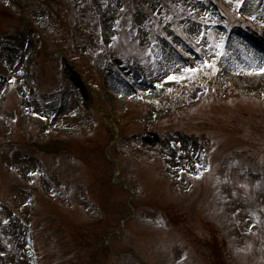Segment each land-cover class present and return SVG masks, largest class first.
Instances as JSON below:
<instances>
[{
	"label": "rangeland",
	"instance_id": "374dc122",
	"mask_svg": "<svg viewBox=\"0 0 264 264\" xmlns=\"http://www.w3.org/2000/svg\"><path fill=\"white\" fill-rule=\"evenodd\" d=\"M22 2L0 264H264V0Z\"/></svg>",
	"mask_w": 264,
	"mask_h": 264
},
{
	"label": "bare ground",
	"instance_id": "6f19581e",
	"mask_svg": "<svg viewBox=\"0 0 264 264\" xmlns=\"http://www.w3.org/2000/svg\"><path fill=\"white\" fill-rule=\"evenodd\" d=\"M257 64H258V66H259V70H260V72H262V71L264 70V68L262 67L261 63H257Z\"/></svg>",
	"mask_w": 264,
	"mask_h": 264
}]
</instances>
